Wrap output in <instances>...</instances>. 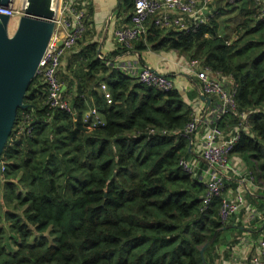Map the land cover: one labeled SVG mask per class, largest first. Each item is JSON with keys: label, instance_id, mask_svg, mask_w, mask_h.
<instances>
[{"label": "trees", "instance_id": "1", "mask_svg": "<svg viewBox=\"0 0 264 264\" xmlns=\"http://www.w3.org/2000/svg\"><path fill=\"white\" fill-rule=\"evenodd\" d=\"M216 3L223 6L210 24L189 32L151 27L134 50L177 51L233 80L247 129L234 116L219 126L240 127L232 155L254 162L264 188V20L255 0ZM229 18L239 21L228 34ZM86 20L89 39L96 30ZM84 41L68 55L62 78L74 114L49 106L39 77L27 108L18 110L1 157L0 264H213L211 250L226 226L221 199L203 212L202 172L191 176L179 166L195 158L190 142L195 153L205 124L190 138L175 136L194 114L179 91L160 92L117 68L112 61L126 49L98 55L100 43ZM91 108L103 125L84 122ZM215 236L204 263L201 249Z\"/></svg>", "mask_w": 264, "mask_h": 264}, {"label": "built area", "instance_id": "2", "mask_svg": "<svg viewBox=\"0 0 264 264\" xmlns=\"http://www.w3.org/2000/svg\"><path fill=\"white\" fill-rule=\"evenodd\" d=\"M215 1L131 0L133 4L130 16L131 25L117 28L114 37L121 48L133 51L135 42L142 35L147 34L148 25L153 19H156L157 24L162 28L183 32L198 29L202 25L210 24L211 16H208L206 12L212 9ZM237 1L228 0L230 4ZM255 2L260 8L259 18L264 20V0H255ZM26 3L27 0H24L22 6H15L13 0V3L8 7L0 8V15L18 20L24 14ZM86 18V8L82 0H55L54 34L36 75L46 85L49 106L72 114H74L73 107L70 98L64 95V84L60 76L67 56L77 49L80 41L85 40L84 37L88 31ZM126 68L133 73L139 83L147 87L163 93L176 89V83L173 79L154 71L150 67L143 65L136 67L134 64H129ZM126 68L124 67L125 70ZM189 69L200 80L199 92L201 91L213 99L210 107L211 112L205 111L202 116L203 121L202 118H197L189 122L184 131L175 132L174 135L190 138L204 123L206 128L205 131L201 132L199 150L197 149L195 154L208 160L214 168L202 169V162L195 155V158L192 159L182 158L179 161V166L191 176H197L202 172V179L206 187L202 211H207L213 201L220 198L219 217L221 222L226 224L233 216L241 212L245 205V198L241 194H238L234 199L225 197L227 172L233 170L230 166V157L240 139V127L236 126L228 135L220 128L219 121L228 116L238 117L241 122L245 123L247 129L248 115L239 113L236 100L237 88L235 85L226 86L221 80V74L200 67L198 60L191 61ZM101 91L108 103L111 104L112 96L106 84H101ZM84 122L93 126H100L104 124V119L97 109L91 108L84 115ZM163 134L166 135L167 131H163ZM3 171L4 167L2 166ZM250 264H264V233L257 254L252 257Z\"/></svg>", "mask_w": 264, "mask_h": 264}, {"label": "crops", "instance_id": "3", "mask_svg": "<svg viewBox=\"0 0 264 264\" xmlns=\"http://www.w3.org/2000/svg\"><path fill=\"white\" fill-rule=\"evenodd\" d=\"M82 2L85 4L86 15L89 16L96 30L95 36L89 37L90 40L100 43L103 55L113 53L119 48L114 37L115 30L131 25L130 16L133 10L131 0H82ZM215 3V6L213 5L212 9L206 12L208 16H211L210 23L215 18L213 10L223 6L222 3L220 5ZM151 27L165 31H178L160 27L156 19L149 23L148 30ZM88 40L85 37L84 42L87 43ZM193 60L177 51L156 53L148 50L141 54L133 49V51H127L116 57L112 62L117 68L130 73L131 76L134 75L128 71L126 66L134 64L136 67L142 65L150 67L154 71L173 79L176 83V90L194 110L192 120H195L202 118L207 109V104L199 96L200 80L189 69L190 62ZM141 62L143 64H140ZM188 76H192L193 81L188 79ZM221 80L228 87L233 84L231 78L222 77ZM210 112L211 108L209 109ZM209 121L207 122L209 123ZM224 124L226 125L224 131L228 135L231 134L233 130L228 123ZM200 139L201 133L197 132L195 150H199ZM253 164V161H246L236 155L230 157V166L233 170L227 172L225 197L234 199L238 194H241L245 198V205L241 212L233 216L221 230L219 241L210 254V260L213 261V264H250L252 257L257 254L264 233V188L257 177L258 173L253 172Z\"/></svg>", "mask_w": 264, "mask_h": 264}, {"label": "water", "instance_id": "4", "mask_svg": "<svg viewBox=\"0 0 264 264\" xmlns=\"http://www.w3.org/2000/svg\"><path fill=\"white\" fill-rule=\"evenodd\" d=\"M12 3L13 0H0V8L8 7ZM54 16L55 0H27L24 14L19 18L12 33L10 17L0 15V174H2L1 157L12 134L18 110L27 108L24 104L25 96L36 78L41 60L53 37ZM101 51L100 46L98 55ZM188 79L193 81L192 76H188ZM199 96L207 104L206 111H208L213 99L201 91ZM192 147L193 143L190 142V153L207 167L214 168L208 160L193 153ZM215 240L216 236L201 249L204 263H206L205 252Z\"/></svg>", "mask_w": 264, "mask_h": 264}, {"label": "rangeland", "instance_id": "5", "mask_svg": "<svg viewBox=\"0 0 264 264\" xmlns=\"http://www.w3.org/2000/svg\"><path fill=\"white\" fill-rule=\"evenodd\" d=\"M23 2H24V0H14V4H15V6H17V5H20V6H22L23 5ZM216 4V3H215ZM215 6V5H214ZM19 20V19H18ZM18 20L17 19H11V21H10V31L13 33L14 31H15V29H16V25H17V22H18ZM224 20V18L222 17L221 19H220V21H223ZM239 21V20H238ZM238 21L237 20H234L233 18H229V21L227 22V24H225L224 26H223V29H222V32H230V31H232V29L233 28H235L236 26H237V24H238ZM228 25H230L231 26V28H228ZM229 30V31H228ZM229 34V33H228ZM88 41H90V38H89V40ZM68 57V56H67ZM194 60H196V59H194ZM72 61H76V63H74V65L77 67V66H79V65H81L82 63H80V62H78L75 58H73L72 59ZM67 62H68V60H66L65 59V61H64V65H63V68H62V71H61V80H62V77H63V74L65 73V67H66V65H67ZM63 82V81H62ZM240 127H243L244 129H246L245 128V123H241V125H240ZM8 249L9 250H11L12 249V245L10 244L9 246H8Z\"/></svg>", "mask_w": 264, "mask_h": 264}]
</instances>
